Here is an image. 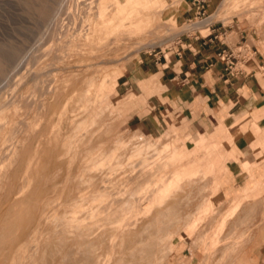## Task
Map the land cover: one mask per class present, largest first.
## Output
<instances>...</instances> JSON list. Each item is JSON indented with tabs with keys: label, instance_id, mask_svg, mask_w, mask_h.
Wrapping results in <instances>:
<instances>
[{
	"label": "rangeland",
	"instance_id": "rangeland-1",
	"mask_svg": "<svg viewBox=\"0 0 264 264\" xmlns=\"http://www.w3.org/2000/svg\"><path fill=\"white\" fill-rule=\"evenodd\" d=\"M229 3L211 20L264 27V0ZM119 4L0 0V264H240L264 224V186L226 202L216 168L232 154L206 153V137L198 144L174 128L152 136L130 123L144 99L120 77L181 30L163 3ZM210 154L221 161L212 166ZM175 163L188 173L161 201Z\"/></svg>",
	"mask_w": 264,
	"mask_h": 264
},
{
	"label": "crops",
	"instance_id": "crops-1",
	"mask_svg": "<svg viewBox=\"0 0 264 264\" xmlns=\"http://www.w3.org/2000/svg\"><path fill=\"white\" fill-rule=\"evenodd\" d=\"M224 1L165 0L163 14H169L181 30L175 44L144 56L120 79L128 94L144 99L136 103L130 120L141 131L156 136L174 128L186 139L205 136L206 153L218 148L233 155L216 168L219 195L229 202L238 200L248 185L264 186V27L249 21L211 20L220 6L230 5ZM251 153L259 154V160L245 156ZM240 260V264H264V224Z\"/></svg>",
	"mask_w": 264,
	"mask_h": 264
},
{
	"label": "bare ground",
	"instance_id": "bare-ground-1",
	"mask_svg": "<svg viewBox=\"0 0 264 264\" xmlns=\"http://www.w3.org/2000/svg\"><path fill=\"white\" fill-rule=\"evenodd\" d=\"M87 1V0H86ZM116 2H118V3H120L119 5L121 6V10H125V7L127 8V7H130V6H133V5H138V4H141V5H147L148 7H152L153 5H157L158 3H165V0H126L125 2H121L120 0H115ZM45 3V2H44ZM99 3V2H98ZM85 4V3H84ZM107 4V3H106ZM108 5V4H107ZM56 6V5H55ZM54 6V7H55ZM53 7V6H52ZM53 7V8H54ZM76 7V6H75ZM57 7H55V9H56ZM47 9H49V7H47V6H44V7H40L39 8V13H40V15H41V17H45L46 18V20H52V18L54 17V15H53V11H50L49 12V10L47 11ZM54 9V10H55ZM130 10H131V8H130ZM56 11V10H55ZM69 11V10H68ZM126 11V10H125ZM125 11H122V12H125ZM138 11V9L137 8H133L132 9V12H133V14L134 13H136ZM37 12H38V10H37ZM59 13V12H58ZM138 13V12H137ZM139 13H141V12H139ZM39 15V16H40ZM61 15V14H60ZM68 15V14H67ZM98 15V14H97ZM103 15V14H102ZM102 15H101V17H102ZM142 15V14H141ZM140 15V16H141ZM85 16V15H84ZM139 16V15H138ZM100 17V16H99ZM133 17V16H132ZM42 19V18H41ZM44 19V18H43ZM127 19V18H126ZM132 19V18H131ZM50 20V21H51ZM56 22V21H55ZM61 22V21H60ZM51 23V22H50ZM81 25V24H80ZM107 27V26H106ZM67 28V27H66ZM69 28V27H68ZM50 29V28H49ZM59 29V28H58ZM65 30V29H64ZM80 30V29H79ZM67 31V30H66ZM63 32V31H62ZM58 35V34H57ZM51 38V37H50ZM57 38V37H56ZM62 39H63V37H62ZM117 39V38H116ZM53 41V40H52ZM60 41V40H59ZM71 44V43H70ZM45 45V44H44ZM53 47V46H52ZM43 50V49H42ZM45 50H46V48H45ZM56 51H58V50H56ZM52 52V51H51ZM1 53V52H0ZM5 53V52H4ZM43 54V53H42ZM3 54L1 53L0 54V72L2 73V70H3V62H4V58H3V56H2ZM42 57V56H41ZM30 61V60H29ZM21 62V61H20ZM6 63V62H5ZM39 63V62H38ZM14 64V63H13ZM24 64V63H23ZM40 65V64H39ZM13 68V67H12ZM32 69V68H31ZM29 70V69H28ZM27 71V70H26ZM43 71V70H42ZM29 72H30V70H29ZM28 72V73H29ZM4 74V73H3ZM29 74H31V73H29ZM26 75H28V74H26ZM32 75V74H31ZM6 76V75H5ZM43 76V75H42ZM34 79V78H33ZM35 80V79H34ZM25 82V81H24ZM36 82V81H35ZM11 91V90H10ZM13 93H14V91H13ZM86 95H87V93H86ZM85 94H84V97H87ZM88 95H89V92H88ZM14 98V97H13ZM86 99H90V97H87ZM86 99H84L83 98V100L84 101H82L83 102V104L85 105V101H86ZM97 99V98H96ZM95 98H94V100H96ZM89 101V100H88ZM88 101H86V105L89 103ZM88 102V103H87ZM90 102H91V100H90ZM9 103V102H8ZM92 103V102H91ZM90 103V104H91ZM96 103V102H95ZM90 104H89V106H86V108L88 107H90ZM88 108H87V112H88ZM91 108V107H90ZM90 111V110H89ZM93 111V110H92ZM3 112H4V110H3ZM84 112V111H83ZM2 113V112H1ZM86 114H88V113H86ZM84 115H85V113H84ZM1 116V115H0ZM227 125V124H226ZM229 125V124H228ZM233 128V127H232ZM232 128H226V130H228V132H229V130H231ZM0 129H1V126H0ZM17 130V129H16ZM24 131V130H23ZM1 132V131H0ZM13 135V134H12ZM56 136V135H55ZM205 137V136H204ZM203 136H201L198 140H197V143L198 144H200L202 141H203V138H204ZM212 138V137H211ZM9 139V138H8ZM56 140V139H55ZM195 144V143H194ZM58 146V145H57ZM215 151H217V148H215ZM219 151V150H218ZM214 154V153H213ZM178 159L177 158H175V159H177L178 161H179V159H181V160H183V162L185 161L186 162V160H188V158H189V156H187L185 153H183V151L180 149L179 151H178ZM3 158V157H2ZM207 158H210V163L212 164L213 162H220L221 160H220V158H217L216 156H214V155H212V154H210ZM174 159V160H175ZM200 159H202V157L201 156H199V158L197 159V161H201ZM177 161V163H179ZM181 163V162H180ZM184 164V163H183ZM175 165H176V163H175ZM178 165V167H176L175 168V170L172 172V176H171V180L170 181H163V184L165 183L166 185H164V187H163V185L159 188V190L161 191V193H160V195H158V196H160V200L161 201H163V199L165 200V198H167V196L172 192V190L175 188V184L179 181V180H181V176H180V179L177 181V182H175L174 180H175V176H177V175H182L183 173V175H185L186 173H188L186 170H185V172L183 171L184 170V168L182 169V168H180L182 171H181V173H180V169H179V165L180 164H177ZM176 165V166H177ZM246 165H248L247 163H246ZM181 166H183V165H181ZM212 166H214V164H212ZM220 166H221V164H220ZM249 167V166H248ZM178 168V169H177ZM171 169H172V167H171ZM9 170V169H8ZM179 171V172H178ZM179 173V174H178ZM190 174H191V172H190ZM182 175V176H183ZM177 177H179V176H177ZM176 177V178H177ZM188 179V178H187ZM7 180V179H6ZM185 180V179H184ZM209 180V179H208ZM162 182V181H161ZM187 182H189V181H187ZM94 183V182H93ZM157 183H158V181H157ZM160 183V182H159ZM158 183V184H159ZM179 184H180V182H178ZM177 183V184H178ZM182 183V182H181ZM209 184V183H208ZM159 186V185H158ZM176 186H178V185H176ZM180 186V185H179ZM178 186V187H179ZM163 187V188H162ZM177 187V188H178ZM176 189V188H175ZM158 190V192H160ZM157 191V190H156ZM203 191V190H202ZM95 192H96V190H95ZM142 192V191H141ZM148 192V191H147ZM176 192V191H175ZM210 192V191H209ZM216 192H217V190H216ZM134 194V193H133ZM203 194V193H202ZM212 194V193H211ZM171 195V194H170ZM169 195V196H170ZM140 197V196H139ZM85 200V199H84ZM210 201H211V198L209 199ZM209 202V201H208ZM232 202V201H231ZM208 205H210V204H208ZM113 206V205H112ZM211 206H213V204H211ZM15 207V206H14ZM14 207H12V208H14ZM109 207V206H108ZM212 208V207H211ZM15 210V209H14ZM17 212V211H16ZM15 212V213H16ZM85 212V211H84ZM11 213V212H10ZM16 215V214H15ZM77 215V214H76ZM67 217V216H66ZM64 218H65V216H64ZM132 219V218H131ZM133 221V220H132ZM131 223V222H130ZM1 254V253H0Z\"/></svg>",
	"mask_w": 264,
	"mask_h": 264
}]
</instances>
